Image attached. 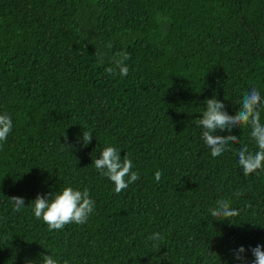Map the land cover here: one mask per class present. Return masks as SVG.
<instances>
[{
  "label": "trees",
  "instance_id": "obj_1",
  "mask_svg": "<svg viewBox=\"0 0 264 264\" xmlns=\"http://www.w3.org/2000/svg\"><path fill=\"white\" fill-rule=\"evenodd\" d=\"M120 52L126 77L106 71ZM252 87L264 96V0H0V114L13 122L0 142V264H241V246L252 264L264 169L245 177L237 156L257 150L251 129L213 158L197 126L206 99L234 116ZM108 146L139 173L120 193L93 164ZM68 186L88 189L94 210L50 231L32 202ZM222 198L239 216H211Z\"/></svg>",
  "mask_w": 264,
  "mask_h": 264
},
{
  "label": "clouds",
  "instance_id": "obj_2",
  "mask_svg": "<svg viewBox=\"0 0 264 264\" xmlns=\"http://www.w3.org/2000/svg\"><path fill=\"white\" fill-rule=\"evenodd\" d=\"M111 47V45H109ZM126 52H120L114 57V67L106 69L110 74H118L126 77L129 67L126 64L128 60ZM102 62V57H101ZM241 106L236 114L229 115L226 111L225 104L218 100L215 95L211 99H206L204 105L205 111L202 118L198 119L197 126L203 129L202 139L209 147L213 158L221 156L227 151H233L232 145L239 144L241 138L231 133L239 127H249L251 129L250 136L255 142L257 150L249 151L245 145H241L237 152L238 164L243 171V176L257 173L258 170L264 169V123H261V108H264V96L261 95L259 89L252 87L250 91L243 94L242 99L238 102ZM13 122L8 114H0V142L6 141L8 135L12 131ZM227 131V136L217 135L218 132ZM64 140L67 142L68 137L64 134ZM93 135L90 131H83V145L86 147L91 143ZM65 148H71L62 145ZM120 151L112 146L102 149L100 158L93 161L97 171L106 176L115 185V192L120 193L135 183L140 177L137 171H133L132 160L125 154L121 159ZM162 173L155 172V179L160 181ZM127 177V179H126ZM238 196L239 193L237 192ZM14 205V211L19 212L24 207V198L13 196L9 199ZM34 216L42 219L48 226L50 231L61 230L65 225L70 223L84 224L87 222L89 215L93 212L95 201L91 199L88 189L78 190L71 186L64 187L56 193L47 195L38 194L32 202ZM213 217L229 220L239 216V210L232 208L229 199H220L216 203V207L210 210ZM153 240H160V233H155L150 237ZM245 248L243 246L233 250V257L240 261L241 264H248L245 256ZM248 251L254 257L252 264H264V245H257L249 248ZM43 264H59V261L53 256L45 255L42 257ZM30 264V262H28ZM64 264H68L65 260Z\"/></svg>",
  "mask_w": 264,
  "mask_h": 264
}]
</instances>
